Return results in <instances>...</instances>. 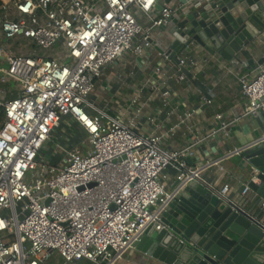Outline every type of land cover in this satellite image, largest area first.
<instances>
[{"label":"built area","instance_id":"built-area-1","mask_svg":"<svg viewBox=\"0 0 264 264\" xmlns=\"http://www.w3.org/2000/svg\"><path fill=\"white\" fill-rule=\"evenodd\" d=\"M161 1L1 0L0 264H113L148 226L162 230V212L178 191H166L163 172L169 167L178 187L197 181L225 198L227 185L206 184L200 168L186 163L189 148L164 149L161 136L135 132L134 122L86 112L95 110L88 98L106 68L150 49L153 33L210 0H185L184 9ZM156 44L167 62L164 40ZM19 46L27 53H16ZM55 48L60 58L37 53ZM177 65V81L185 79L183 70L197 69L187 57H179ZM160 73L156 67L154 76ZM249 74L238 78L236 97L245 103L244 115L264 117V63ZM170 78L160 79L161 86ZM8 89L15 95L6 99ZM129 102L134 119L140 117L138 93ZM160 102L169 105L168 90L160 92ZM195 112L187 110L181 122ZM65 117L87 137V150L79 148L83 141L52 138ZM215 120L218 128L210 135L229 126L221 114ZM51 146L60 166L43 157ZM249 192L245 185L242 195ZM258 210L264 229V200Z\"/></svg>","mask_w":264,"mask_h":264},{"label":"crops","instance_id":"crops-1","mask_svg":"<svg viewBox=\"0 0 264 264\" xmlns=\"http://www.w3.org/2000/svg\"><path fill=\"white\" fill-rule=\"evenodd\" d=\"M163 3L165 0L161 1V4ZM165 4L179 8L183 5L181 0H170ZM198 8L189 9L193 11ZM163 30L165 32H162ZM158 39L164 40L162 50H168L171 39L167 29L162 27L153 33L154 44L150 49L140 55L129 53L104 70L103 76L88 98L95 110L87 108L86 112L90 116L100 112L122 124L134 122L135 132L156 133L161 136V146L164 149L189 148L191 155L185 158L186 163L191 167L200 168L201 178L206 184L218 189L227 185L226 200L241 206L248 203L247 210L253 209L252 206L257 201L256 196L251 192L242 195L244 186L251 180V170L240 152L264 137V122L259 116L244 115L245 103L236 96L238 78L251 72L253 75L264 63V40H257L254 46L237 56V66L230 65L217 54H209L201 47L195 46L191 54L183 53L180 57L194 60L197 69L183 70L185 79L177 81L175 75L179 69L178 65L170 59L167 62L161 60L156 44ZM50 51L37 53L44 57H61L58 50ZM156 67L161 68V73L155 77ZM167 77L171 78L166 86H161L160 81ZM166 90L169 91V105L163 108L160 92ZM136 93L142 106V114L134 119V108H131L129 100ZM11 94L15 95V92L8 89L6 99H9ZM204 98L211 100V104L204 105ZM192 109L196 111L195 114L181 122L187 110ZM169 112L171 115L166 117ZM216 114H221L229 126L225 131L210 135L211 130L218 128ZM72 123L75 127V122ZM76 132L80 137L74 140V143L83 141L79 148L87 150V137L79 130ZM176 174L172 167L163 172L167 193L171 194L175 189ZM260 214L257 207L254 216L260 217ZM73 264L91 263L80 260ZM113 264H152V260L130 246L120 253Z\"/></svg>","mask_w":264,"mask_h":264},{"label":"water","instance_id":"water-1","mask_svg":"<svg viewBox=\"0 0 264 264\" xmlns=\"http://www.w3.org/2000/svg\"><path fill=\"white\" fill-rule=\"evenodd\" d=\"M171 22L166 53L176 64L187 48L199 46L237 66V56L264 40V0H210ZM240 155L251 170L248 187L257 198L253 209L247 210L248 203L236 205L197 181L182 187L176 182L178 191L162 212V230L148 226L131 247L152 264H264V229L260 217L254 216L264 200V137Z\"/></svg>","mask_w":264,"mask_h":264},{"label":"rangeland","instance_id":"rangeland-1","mask_svg":"<svg viewBox=\"0 0 264 264\" xmlns=\"http://www.w3.org/2000/svg\"><path fill=\"white\" fill-rule=\"evenodd\" d=\"M8 2V1H6ZM24 48V49H22ZM22 49V50H20ZM26 47L24 46H19L17 48H15V52L16 53H27V50L25 51ZM54 51L57 50V48L53 49ZM51 52V51H50ZM40 54H42V51H39ZM76 127H74V124L71 121L70 117H65L61 124L59 125V127L57 129H55V131L52 133V138L54 140H56L57 142H67V140H76L79 136V133L76 132L77 130L75 129ZM63 143V144H65ZM62 144V145H63ZM55 148L53 146H51V148L49 147L47 150H44L43 152V157L46 156V160L48 161V163L51 166H60V160H59V155H56L54 153ZM45 155V156H44ZM44 160V158H42Z\"/></svg>","mask_w":264,"mask_h":264},{"label":"trees","instance_id":"trees-1","mask_svg":"<svg viewBox=\"0 0 264 264\" xmlns=\"http://www.w3.org/2000/svg\"><path fill=\"white\" fill-rule=\"evenodd\" d=\"M12 2H16L18 0H11ZM0 5H1V0H0ZM3 117H4V112L2 110H0V125L3 121Z\"/></svg>","mask_w":264,"mask_h":264}]
</instances>
